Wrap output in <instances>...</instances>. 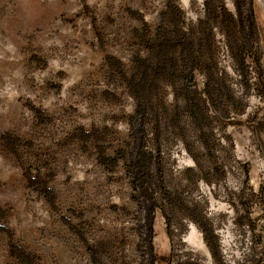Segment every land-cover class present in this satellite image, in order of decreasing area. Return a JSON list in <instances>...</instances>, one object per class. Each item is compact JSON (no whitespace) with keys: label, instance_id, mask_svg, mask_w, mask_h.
Masks as SVG:
<instances>
[{"label":"rangeland","instance_id":"obj_1","mask_svg":"<svg viewBox=\"0 0 264 264\" xmlns=\"http://www.w3.org/2000/svg\"><path fill=\"white\" fill-rule=\"evenodd\" d=\"M157 37L177 59L143 93L151 193L100 157L133 145L129 82ZM152 251L264 264V0H0V264Z\"/></svg>","mask_w":264,"mask_h":264},{"label":"trees","instance_id":"obj_2","mask_svg":"<svg viewBox=\"0 0 264 264\" xmlns=\"http://www.w3.org/2000/svg\"><path fill=\"white\" fill-rule=\"evenodd\" d=\"M151 41V43L155 45L154 48L157 49V58H153L150 54L145 55L144 58H139V62L143 66L144 73L139 80L135 75H133L129 82V86H131L132 91L134 92V99L137 101L136 108L130 118L129 123L130 138L133 145L129 151L120 149L118 153H116V156L113 157L105 156V154L101 155L100 164L104 166L110 163L112 166H116L119 160H124L126 172L131 177L132 186L141 187L153 193L158 185L153 183L151 179L153 174L152 170L154 168V157L152 156V149L149 143H147L149 131L147 121L149 120V105L144 100L143 93L145 91L146 85L150 81V78H152L151 74H153V78H155L156 81L161 79V75H168V64L165 62L167 59L166 56L169 55L172 60L174 58L177 59V56H175V53L172 54L171 51L176 48V45L172 46L171 49V46L168 44L171 43L169 40H165L163 37H157ZM167 50L170 51L168 54ZM152 52H154L153 49ZM191 63L192 61L187 59L184 61V66L182 69L184 77H182V84L180 85L182 87L181 89L186 94H188L193 81V69L195 66H193ZM173 76L175 77V75ZM186 106H188V103H186ZM101 159H103V161H101ZM160 182L161 180H159V183ZM159 186L162 187L161 185ZM90 258L92 259L93 264H102L100 260L96 258L94 252H92ZM149 258L150 259L145 262V264H155L156 261L162 262V260H164V257L155 255L153 251L150 252Z\"/></svg>","mask_w":264,"mask_h":264}]
</instances>
